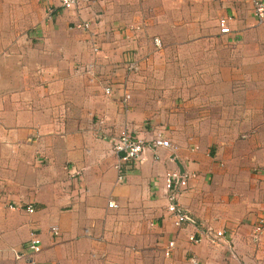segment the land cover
<instances>
[{"label":"crops","instance_id":"1","mask_svg":"<svg viewBox=\"0 0 264 264\" xmlns=\"http://www.w3.org/2000/svg\"><path fill=\"white\" fill-rule=\"evenodd\" d=\"M43 1L41 20H0V264H264V231L248 241L264 209V24L248 10L228 34L160 32L155 47L145 2L75 14ZM123 130L170 147L144 150L116 182ZM168 171L188 175L177 204L223 243L191 244L192 229L171 225ZM30 232L39 252L15 259Z\"/></svg>","mask_w":264,"mask_h":264},{"label":"built area","instance_id":"2","mask_svg":"<svg viewBox=\"0 0 264 264\" xmlns=\"http://www.w3.org/2000/svg\"><path fill=\"white\" fill-rule=\"evenodd\" d=\"M58 8L62 11H70L78 14L84 10L93 0H55ZM248 4V10L256 25L264 24V2L262 0H246ZM52 10L48 8L46 10V16L49 17ZM229 20L226 16H221L216 20V27L218 34L224 35L229 33V27L227 21ZM89 22L86 20H78L73 24L75 29L86 30ZM155 47L159 46V42L156 38L152 39ZM91 49L94 51L95 48L91 44ZM126 70L134 72L137 70L135 62H127ZM109 87L103 89L104 94H109ZM128 96L122 94L120 98V108L122 111L126 109V99ZM170 145L167 140L155 136L147 141H140L136 138L131 137L125 130L114 136L110 143L112 153L116 156V163L114 165L116 182H120L122 178V166L128 163L134 164L139 162L141 154L144 150L155 151L157 148H169ZM188 175L183 172L168 171L163 176V190L165 193L166 204L164 206V212L171 222V225L177 229L190 228L192 232L186 236L187 242L191 244H197L202 241L209 245H218L219 242H224V232L222 230H214L210 226L203 224L202 222L193 218L185 209L177 204L175 196L185 186ZM114 206L111 202L107 203V207ZM27 213L31 212L30 207H26ZM264 231V209L259 214L256 222L251 225L248 233V241L252 246H256L259 241L261 233ZM51 234L55 235V228L50 229ZM172 248V241L166 243L163 249V255L167 256L170 249ZM39 252V239L34 232L28 234L26 244L22 251L14 252V258H30L34 254ZM191 263H196L195 259L190 258Z\"/></svg>","mask_w":264,"mask_h":264},{"label":"rangeland","instance_id":"3","mask_svg":"<svg viewBox=\"0 0 264 264\" xmlns=\"http://www.w3.org/2000/svg\"><path fill=\"white\" fill-rule=\"evenodd\" d=\"M145 2L147 18L145 32L152 40L164 35L196 36L217 31L216 20L242 18L248 11L246 0H140ZM167 5L163 7L162 5ZM0 20L3 22L44 18L43 0H0ZM17 5V8H15ZM142 6H139L141 11ZM17 9V11H16ZM264 34V30L260 32Z\"/></svg>","mask_w":264,"mask_h":264}]
</instances>
